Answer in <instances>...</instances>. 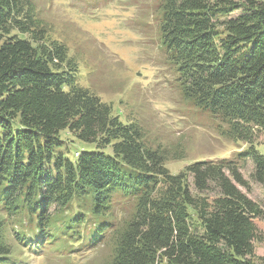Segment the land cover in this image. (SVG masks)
Masks as SVG:
<instances>
[{
	"label": "trees",
	"instance_id": "trees-1",
	"mask_svg": "<svg viewBox=\"0 0 264 264\" xmlns=\"http://www.w3.org/2000/svg\"><path fill=\"white\" fill-rule=\"evenodd\" d=\"M44 23L30 0H0V263L13 241L46 250L67 238L109 245L103 264H264V207L240 188L238 162L172 173L138 122L80 86ZM159 29L183 97L249 144L238 158L264 186V0H162ZM117 206L129 211L120 223Z\"/></svg>",
	"mask_w": 264,
	"mask_h": 264
},
{
	"label": "rangeland",
	"instance_id": "rangeland-1",
	"mask_svg": "<svg viewBox=\"0 0 264 264\" xmlns=\"http://www.w3.org/2000/svg\"><path fill=\"white\" fill-rule=\"evenodd\" d=\"M159 1L30 0L49 36L66 44L77 62L80 86L111 104L123 122H138L144 140L168 152L166 166L172 173L194 161L236 157L249 144L218 133V120L185 101L177 88L174 66L161 44ZM256 137L254 145L264 153V131ZM253 167L250 158L241 163L250 189L240 188L264 207V186L250 178ZM115 209L119 223L129 216L127 207ZM11 244L10 256L0 264H103L112 253L106 244L88 251L74 246L42 252ZM256 253L264 255V243H256Z\"/></svg>",
	"mask_w": 264,
	"mask_h": 264
}]
</instances>
